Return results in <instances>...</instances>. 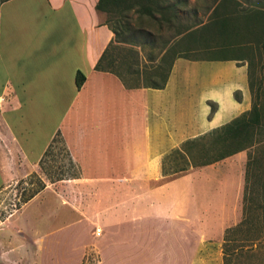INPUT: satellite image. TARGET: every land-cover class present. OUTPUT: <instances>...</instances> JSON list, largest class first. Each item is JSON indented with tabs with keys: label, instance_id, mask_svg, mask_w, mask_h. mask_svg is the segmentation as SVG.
<instances>
[{
	"label": "crops",
	"instance_id": "0c3cea01",
	"mask_svg": "<svg viewBox=\"0 0 264 264\" xmlns=\"http://www.w3.org/2000/svg\"><path fill=\"white\" fill-rule=\"evenodd\" d=\"M96 2L0 4V190L34 170L59 134L80 172L62 187L86 194L68 191L56 215L67 228L91 217L100 229L79 248L93 250L98 264H199L200 250L219 248L237 219L245 154L170 176L161 162L250 109L246 66L180 57L162 89H128L94 69L113 36Z\"/></svg>",
	"mask_w": 264,
	"mask_h": 264
},
{
	"label": "rangeland",
	"instance_id": "374dc122",
	"mask_svg": "<svg viewBox=\"0 0 264 264\" xmlns=\"http://www.w3.org/2000/svg\"><path fill=\"white\" fill-rule=\"evenodd\" d=\"M212 1L186 0V6L180 13L179 23L181 21L184 25L192 26L197 22H205ZM238 2L242 7L247 5L243 0H238ZM228 6L230 7V5ZM113 12V10L109 14L99 12L102 22L114 20L116 15ZM220 42L222 40L214 38L209 33L194 34L193 36L191 33L177 39L172 49L174 53L171 54L192 60L207 61L236 58L239 60L235 61L236 64L246 66L251 100L258 106L261 115V125L254 135V139L261 140V143L254 145V157L257 158V163L248 177V187L250 188L248 195L255 207L251 205V211L244 213V217L249 219L243 226L227 234L226 248L233 250L230 264H264V239L253 241L257 233L264 234V210L262 209L264 206V48L243 47L221 51L215 47ZM171 58L172 56L169 54L155 69L157 76L164 73ZM107 59L113 60L114 72L129 84L141 83L142 80H145L144 73L151 71V67L157 64V60L148 63L140 53L138 66L131 67L134 58L128 52L127 46L122 44L114 45ZM135 68H142L143 76L128 74L129 70L132 71ZM157 76L156 78H158ZM179 148L182 152L183 147L179 146ZM250 150L253 149L242 150L245 154L243 174L246 157ZM181 156L182 154L174 155V168L176 169L201 167L198 164L206 161V157L188 160L185 156ZM164 168L166 171L170 169L167 159ZM79 174V170L76 171V168L70 163L69 156L60 139L56 138L48 155L34 170L0 190V264H98V257L93 250L87 247L79 248V243L82 242L86 245L92 238L97 237L94 235L96 230L100 233V229L91 217L79 228H67L56 215L64 203L62 197L67 195L68 191L71 195L76 196L86 194L83 191L78 193L77 190L71 191L69 188L62 187L64 184L67 185L66 181L78 178ZM40 183L47 186L50 192L45 191L42 196L21 209V200L32 190L38 188ZM18 207L19 210H16ZM39 216L43 218L42 221L37 220ZM242 217L241 195L237 219L229 223L226 229L234 228L244 218ZM27 230L30 233L37 231L42 234L30 237ZM80 232L83 233L80 234ZM84 232H87L86 235L89 233L87 239L83 236ZM221 248H223L222 241L219 248H216V245L202 248L198 254L199 264L201 262H203L202 264H222Z\"/></svg>",
	"mask_w": 264,
	"mask_h": 264
},
{
	"label": "trees",
	"instance_id": "16d2710c",
	"mask_svg": "<svg viewBox=\"0 0 264 264\" xmlns=\"http://www.w3.org/2000/svg\"><path fill=\"white\" fill-rule=\"evenodd\" d=\"M4 1L6 0H0V4ZM243 1L247 4L244 7L239 5L238 0H213L206 21L197 22L189 26L182 24L181 21L179 23L180 13L183 7L186 6V0H97L95 4V10L97 12L109 14L112 13L113 10L116 18L112 21L106 20V22H104L113 35L112 41L102 52L94 69L113 74L120 80L122 85L128 89L138 87L162 89L168 78L172 62L174 59L180 58V56L171 54L174 53L172 49L177 39L185 35L191 33L192 36L194 34H212L214 38L222 40V42L219 44L217 43L215 46L221 51L243 47L264 48V0ZM228 5H230V7ZM119 44L126 45L128 52L134 58V63L131 67L138 66L140 53L143 54V59L148 63L157 60V64L151 67V71L144 73L145 80H142L141 83L129 84L119 74L114 72V62L113 60H108L107 56L114 45ZM169 54L172 58L169 60L166 70L163 74L157 76L155 69L158 68L159 64H161ZM226 60L239 61L236 58L219 59V61ZM142 72V68H135L132 71L129 70L128 74L143 76ZM156 76L158 78H156ZM83 81L84 76L76 72L74 83L77 89L81 87ZM248 88H250L249 84ZM234 98L239 100L238 92L234 93ZM215 110L216 107L212 104L210 113H213ZM260 125V110L258 106L252 102L247 112L234 118L227 124L215 128L197 138L184 141L180 145L183 147L182 152L180 148H177L166 154L161 162L162 176L176 175L186 170L185 168H174V155L182 154V156H185L188 160L191 158L200 159L206 157L205 162L198 164V166H204L215 163L244 149H253L247 154L243 177L242 215L244 217V213L251 211V205L254 206L248 195L250 192L248 177L251 175V171H253V167L257 163V158L254 157V145L261 143V140L254 139V135L257 133L256 131L259 129ZM56 138L60 139L63 144L59 134H56L44 151L38 165L48 155ZM165 158L170 164V169H167L168 171L164 168ZM69 160L77 171L78 168L70 156ZM44 188V184L40 183L38 188L32 190L21 200V204L24 205L27 203ZM262 209L264 210V206ZM248 219L244 217L234 228L225 230L222 238L223 248H221L222 264H230V257L233 253V250L226 248L227 234L243 226ZM263 239L264 234L260 235L257 233L253 241Z\"/></svg>",
	"mask_w": 264,
	"mask_h": 264
},
{
	"label": "built area",
	"instance_id": "2783aa9c",
	"mask_svg": "<svg viewBox=\"0 0 264 264\" xmlns=\"http://www.w3.org/2000/svg\"><path fill=\"white\" fill-rule=\"evenodd\" d=\"M2 103H3V98L0 96V106L2 105ZM94 235H95V236H98V235H99V231L96 230V231L94 232Z\"/></svg>",
	"mask_w": 264,
	"mask_h": 264
}]
</instances>
